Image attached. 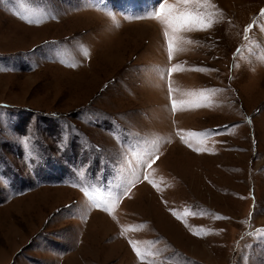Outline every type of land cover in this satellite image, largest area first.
<instances>
[{"label":"rangeland","instance_id":"1","mask_svg":"<svg viewBox=\"0 0 264 264\" xmlns=\"http://www.w3.org/2000/svg\"><path fill=\"white\" fill-rule=\"evenodd\" d=\"M157 3L0 0V264H264V0Z\"/></svg>","mask_w":264,"mask_h":264},{"label":"snow or ice","instance_id":"2","mask_svg":"<svg viewBox=\"0 0 264 264\" xmlns=\"http://www.w3.org/2000/svg\"><path fill=\"white\" fill-rule=\"evenodd\" d=\"M209 3V0H175V3L170 4L169 0H158L157 5H155L151 9H146L143 13L140 14H133L126 16L125 19L128 20H139V19H154L157 22H159L164 28L165 31L163 32L164 37L166 38V42L168 45V55L169 60L172 59L173 54V46L177 45L180 42V38L177 35L180 32H192V31H207L209 28L212 27L214 21L212 19V14L208 13L207 11H201L202 8H204ZM191 6V7H190ZM213 7H215L213 5ZM109 16H112L113 13L109 10L106 13ZM50 13H46L44 15V18L47 19ZM261 16L264 17V9L261 10ZM52 18H55L52 16ZM35 23L38 25L40 23V20H36ZM253 25H249L245 29L246 39H247V33L252 29ZM191 42V41H188ZM240 51L239 49L237 50ZM177 69L172 68L168 70H160L161 71V77L164 78L166 73L175 72ZM196 71H213L212 69H204V68H197L194 69ZM216 91V90H211ZM202 100H207V97L201 96ZM196 107L204 106L201 103H197L195 105ZM172 108L175 111L176 110V102L173 101ZM219 134V133H215ZM194 135H202L200 133H194ZM26 146H29V141H24ZM29 155H33L32 151L30 150ZM122 191L120 192V195H124L128 191L127 186H121ZM85 195L89 196L90 199L93 200L95 207H101V202L96 201L94 197L91 196V194L85 189ZM119 197H117L118 200ZM116 200H113V203H115ZM104 211H109V207L105 204ZM173 215H176L175 212H173ZM187 215V213L185 214ZM178 219L181 217L177 216ZM262 237H264V231H262ZM130 244L133 246L134 251L136 252V255L141 258L143 261L144 254L140 252V250L136 247V243L133 241H130ZM151 256L160 255V253L156 252H149L147 253Z\"/></svg>","mask_w":264,"mask_h":264}]
</instances>
